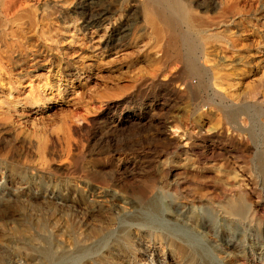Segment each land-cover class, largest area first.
<instances>
[{"label": "rangeland", "instance_id": "rangeland-1", "mask_svg": "<svg viewBox=\"0 0 264 264\" xmlns=\"http://www.w3.org/2000/svg\"><path fill=\"white\" fill-rule=\"evenodd\" d=\"M10 1L0 264H264V0Z\"/></svg>", "mask_w": 264, "mask_h": 264}, {"label": "bare ground", "instance_id": "bare-ground-1", "mask_svg": "<svg viewBox=\"0 0 264 264\" xmlns=\"http://www.w3.org/2000/svg\"><path fill=\"white\" fill-rule=\"evenodd\" d=\"M31 1H33V0H31ZM159 2L158 3H160L162 6H163V8L165 9V10H168V11H175L177 14H180L182 17H183V19H184V21L188 24V25H190V26H192V27H194V29H195V27H198V21H197V19L192 15V13L191 14H188V12H187V9H186V6H184L183 4H182V2H178L177 0H158ZM15 2L16 1H14V0H12V1H10L8 4H9V7L11 8V7H13L12 5H14L15 4ZM15 6V5H14ZM59 6V5H58ZM60 8V7H59ZM154 9V8H153ZM156 16L161 20V22H162V24H167V18L168 17H166V15L162 12V11H160L159 10V12L157 11L156 12ZM93 18V17H92ZM26 19V18H25ZM89 19V18H88ZM84 20H87V19H84ZM101 21V20H100ZM99 23V22H98ZM97 23V21L96 22H94V21H91V22H87V23H85V25L83 26V29L82 30H84L85 31V35H87V34H91V36H94V34H96V33H99V31L101 30L102 31V28H101V23L100 24H98ZM30 25V24H29ZM106 27V26H105ZM108 28H110V27H108ZM23 30V29H22ZM84 35V34H83ZM114 36V35H113ZM112 36V34L110 33V31L108 30V29H106V32H105V34L102 36V42H101V44H102V46L101 47H103L104 49H110V48H112L114 51H118V49L119 48H122V45H119V42H118V40H117V38H114ZM94 38V37H93ZM90 40V39H89ZM94 39H92L91 38V42L93 41ZM100 44V45H101ZM30 46V45H29ZM94 46H95V43H94ZM93 47V46H92ZM99 47V46H98ZM95 48V47H94ZM19 52H22L21 50H18ZM14 47L13 48H11V47H9V48H7V49H0V59H1V62H3V64L5 63V64H9L10 66H11V64L12 63H15V67L16 66H18L19 64H21L20 65V70H22V71H27L26 69L27 68H33L34 70V72L36 73V72H47L48 70H49V68H50V66L49 65H45L44 63H45V61L46 60H44V59H40V58H34V59H32V61H30V62H28V59L29 58H26V57H23V59H17V58H15V57H13L14 55L15 56H18L19 54L17 53L18 52ZM40 51V50H39ZM204 51V50H203ZM37 52V51H36ZM24 53V52H23ZM206 53V52H205ZM16 54H18V55H16ZM22 55V54H21ZM208 55V54H207ZM206 55V56H207ZM31 57V56H30ZM43 57V56H42ZM5 60V61H4ZM209 60V59H208ZM52 62V61H51ZM19 63V64H18ZM64 63V62H63ZM198 64V63H197ZM50 65H51V63H50ZM203 65V64H202ZM201 66V65H200ZM64 67V66H63ZM199 67V66H198ZM202 67V66H201ZM200 68V67H199ZM203 68V67H202ZM203 70V69H202ZM199 71H201V70H199ZM17 72V71H16ZM33 72V73H34ZM2 73H3V68H1L0 67V75H2ZM27 73H29V72H27ZM200 73V72H199ZM206 73H208V72H206ZM77 74V73H76ZM204 74V73H203ZM15 75V74H14ZM33 75V74H32ZM35 75V74H34ZM68 75H70V76H74V74L73 73H69ZM27 76H29V75H27ZM24 77H26V76H24ZM2 94V93H1ZM212 153V152H211ZM210 153V154H211ZM215 154V153H214ZM213 155V154H212ZM246 178V177H245ZM156 197V196H155ZM155 199H157V198H155ZM158 200H159V198H158ZM150 202H152V201H150ZM157 201L155 200V202L154 203H156ZM158 203V202H157ZM159 205V204H158ZM154 208V207H153ZM234 210V209H233ZM156 211V210H155ZM158 211V210H157ZM236 211V210H235ZM154 213V212H153Z\"/></svg>", "mask_w": 264, "mask_h": 264}]
</instances>
